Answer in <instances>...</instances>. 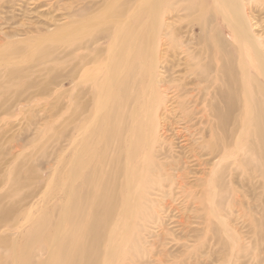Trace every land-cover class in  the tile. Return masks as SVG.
<instances>
[{
  "label": "rangeland",
  "instance_id": "1",
  "mask_svg": "<svg viewBox=\"0 0 264 264\" xmlns=\"http://www.w3.org/2000/svg\"><path fill=\"white\" fill-rule=\"evenodd\" d=\"M114 1L133 2L0 0V264H10L6 249L29 226L26 212L35 215L43 205L57 215L56 167L71 153L74 82L68 32L61 42L36 44L58 29L83 25L89 11H109ZM187 1L177 0L176 11L161 15L157 63L151 66L162 98L154 156L159 167L147 192V213L135 220L120 264H264V167L234 169L227 165L231 158L212 155L206 147L214 132L227 140L232 139L227 132L240 134L244 90L264 106V77L254 64L239 60L229 18L201 14V0H194L197 9ZM78 12L82 16L71 24ZM256 15L250 32L264 49V12ZM92 47L103 48L104 41ZM211 101L218 106L217 117L209 110ZM233 142L225 148L232 154Z\"/></svg>",
  "mask_w": 264,
  "mask_h": 264
},
{
  "label": "bare ground",
  "instance_id": "2",
  "mask_svg": "<svg viewBox=\"0 0 264 264\" xmlns=\"http://www.w3.org/2000/svg\"><path fill=\"white\" fill-rule=\"evenodd\" d=\"M176 1L133 0L128 6L114 1L110 12L89 11L84 14L83 25L70 26L69 31L58 29L37 42V46L61 42L67 32L69 35L74 82L71 153L67 160L60 158V169L56 167V185L61 194L54 206L57 215L53 208L43 205L35 215L26 212L29 226L18 239L12 237L6 249L10 264H120L126 258L125 247L132 242L135 220L145 213L147 192L156 181L154 175L159 167L155 166L154 156L159 140L157 109L162 98L155 86V67L151 73V66L157 63L161 15L176 11ZM188 1L197 9L194 0ZM209 1H199L197 10L229 18L228 28L235 40L232 46L239 60L254 64L264 77V49L250 32L251 16L254 19L264 12V0H211L212 6ZM78 13L73 14L71 24L82 16ZM98 40H103L105 47H92ZM250 53L253 58L248 59ZM243 72L248 75L246 66ZM243 95L240 134L227 132L232 137L227 140L214 132L206 147L212 155L221 153L222 158H231L227 165L234 169L240 164L264 167V106L250 91L244 90ZM210 105L209 110L218 115L216 102ZM251 135L254 140L250 141ZM233 139L234 154L231 148L225 149ZM227 165L220 169L223 171ZM261 176L264 178V168ZM37 256L40 258L33 261Z\"/></svg>",
  "mask_w": 264,
  "mask_h": 264
}]
</instances>
